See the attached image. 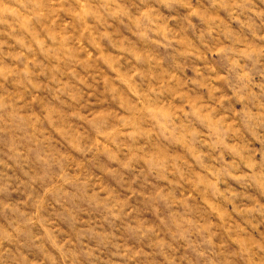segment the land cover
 <instances>
[{
	"label": "clouds",
	"instance_id": "obj_1",
	"mask_svg": "<svg viewBox=\"0 0 264 264\" xmlns=\"http://www.w3.org/2000/svg\"><path fill=\"white\" fill-rule=\"evenodd\" d=\"M0 264H264V0H0Z\"/></svg>",
	"mask_w": 264,
	"mask_h": 264
}]
</instances>
